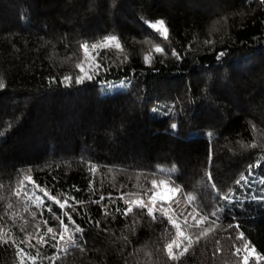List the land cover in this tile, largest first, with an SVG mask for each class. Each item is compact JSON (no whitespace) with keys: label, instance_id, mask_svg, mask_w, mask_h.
Listing matches in <instances>:
<instances>
[{"label":"trees","instance_id":"16d2710c","mask_svg":"<svg viewBox=\"0 0 264 264\" xmlns=\"http://www.w3.org/2000/svg\"><path fill=\"white\" fill-rule=\"evenodd\" d=\"M111 5L112 0H0V131L12 122L0 135V235L19 243L29 233L36 235L37 224L41 235L47 227L61 231L58 221L47 211L41 217L25 195L21 181L30 175L61 201L75 196L85 202L77 208L80 217L72 213L85 229V251L70 249L55 264H241L233 254L241 244L238 232L264 255V202L246 200L242 208H229L206 177L211 172L221 193H239L235 181L264 155V149L244 147L264 145V2L116 0L115 7ZM140 17L163 19L169 41L161 40ZM108 35L118 36L124 47L123 53L101 50L98 62L111 64V69L96 81L63 86V76L75 77V65L84 60L87 68L95 55L92 49L85 54L82 44ZM154 44L164 47L167 55L153 54L148 65L143 57ZM171 48L183 59L176 60ZM221 51L226 55L217 61ZM125 56L127 62L121 63ZM52 77L55 83H49ZM121 81L127 84L124 95L112 87ZM170 108L171 115L162 114ZM208 132L214 134L211 141ZM91 165L98 167L94 192L87 190L93 179ZM253 173L264 176V163ZM152 179L174 182L153 190L181 186L195 195L204 213L224 208L219 226L179 261L167 255L165 246L175 228L166 218L153 221L136 208L125 217L115 210L125 205L107 199L103 203L112 214L105 217L101 206L91 202L109 193L143 195L153 187ZM179 200V205H171L177 222L195 237L200 229L188 228L179 215L181 210L187 215L191 207L183 197ZM52 211L60 215L54 204ZM31 212H36L35 218ZM85 212L100 222L99 228L88 223ZM189 222L194 223L191 217ZM233 223L239 224L238 230H225ZM20 247L36 255V249ZM37 247V264H50L41 258L56 250ZM0 264H20L13 245L0 243ZM249 264L264 260L253 258Z\"/></svg>","mask_w":264,"mask_h":264},{"label":"snow or ice","instance_id":"6c2138e0","mask_svg":"<svg viewBox=\"0 0 264 264\" xmlns=\"http://www.w3.org/2000/svg\"><path fill=\"white\" fill-rule=\"evenodd\" d=\"M115 2L116 0H112L111 7H115ZM261 2H264V0H261ZM140 20L161 40L169 41V29L163 19L148 21L144 20L143 17H140ZM145 43H151V41H145ZM205 43L211 45L213 42L211 40H207L205 41ZM81 47L85 54L89 52V49H92L95 52V55L92 56L89 61H87V68L85 67L86 61L84 60L75 65V68L78 70V74L74 78V83L76 85H83L85 82L96 81L97 77H101L102 74L107 73L111 69V64L105 67L103 63L98 62L97 58L100 57L101 50H112L118 51L120 53L124 52V47L121 44L119 37L116 35H108L101 39L99 42L93 43L91 45L85 42ZM190 47L191 45H189V48ZM170 50L171 55L176 60L179 61L183 59L181 54L177 52L175 48H171ZM153 54H159L160 56L167 55L164 47H162L160 44H154L152 45L149 53L143 57L146 64L151 65ZM224 55H226L225 52H217V61H219V59ZM100 59L103 58L101 57ZM125 62H127V56H125L124 59L121 60V63ZM113 63H115V61H113ZM55 82V77H52L49 80V83ZM60 83L65 87H71L73 84V76H63ZM121 84L125 87L127 86L125 81H121ZM3 87L4 84L0 82V89H2ZM153 111H158V109H153ZM162 114L165 116L171 115V108L164 111ZM11 127L12 122L8 121L7 127L4 129V131L10 130ZM252 127L255 130V125H253ZM176 128L177 125L175 123H172L171 129L175 130ZM4 131H0V135H3ZM206 136L210 141L214 138V134L211 132L206 133ZM244 147L264 149V145H260L255 142L250 145H244ZM210 160L211 151L209 153V161ZM262 163H264V155H261L256 160L255 164L248 165L247 175H241L235 181V185L239 188V193H237L234 189H230L225 193H221L220 190L216 188L215 182L212 181L211 172H207L206 177L211 185V188L215 191L216 196L220 201H223L224 204L229 208L233 206L242 208L246 200H251L257 203L264 202V176H258L253 173V169H259ZM88 171L93 176V179L89 180L87 190L94 192L95 174L98 171V167L96 165H91ZM161 171L166 170L161 169ZM174 172V168L168 171L169 176H171V174ZM150 183L153 187L146 189L143 195L121 192L118 196L113 197L112 194L109 193L107 197L101 195L98 200H92L91 202L101 206V213L105 217L112 214L108 211V204L103 203L107 199L109 204L112 205H115L116 201L120 200L125 205V207L120 208L119 206H116L115 210L117 213H120L125 217L133 214L134 208H136L146 212V214L153 221L157 220L158 218H166L169 224L175 228V234L173 238L165 246L167 255L171 261H179L181 257L185 256V254L189 252L194 244L200 241L201 237L206 236L209 231H214L215 228L219 226L218 221L220 219V214L224 211V208L216 206L211 211L204 213L202 207L198 203L197 197L191 193H185L181 186L168 187L167 190L163 193L158 190H153L158 189L159 185L174 183L171 180H161L158 182L156 179H152ZM21 185L26 189L25 195L28 196V199L31 200L35 205L36 209L40 212L41 217H43L44 212L47 211L53 220L58 221L61 231L57 234L56 232H54L53 228L47 227V232L44 235H41L39 224H37L35 228V236L29 233L25 237V240L17 243V241L12 239L11 236H8V238L5 239L4 235H0V243L11 244L14 246L20 264H37V259L38 257H40V251L37 245L41 247L48 246L56 250L53 256L41 258L49 260L50 264H55L56 260L60 259L62 254H69L70 249H78L83 253L85 251L83 247L85 229L76 223V220L73 219L72 213H75L77 217H80L81 213L77 211V208L82 206L85 202L77 200L75 196H65L64 200L61 201L56 196L51 195L46 189L41 188L40 185L36 184L35 181L32 180V177L30 175H26L23 177ZM75 191H80V189L76 188ZM36 192H39L40 195H35ZM29 193H31V195H29ZM149 193L151 194L149 195ZM15 195L19 196L20 192H16ZM132 196H135L136 198L133 199L131 198ZM179 197H183L186 202V206L191 207V210L188 211L187 215H184V211L181 210L179 215L184 216L183 223L188 228L200 229L199 234L195 237H193L191 233L181 230L180 223H177V214L172 209L171 205H179ZM70 200L72 201V203H69ZM53 204L56 205L60 210L59 216H57L56 213L52 211ZM157 204H159V206H157ZM45 205L47 206L45 207ZM9 207H11V205H9ZM68 209H71V211H68ZM25 211H28V209L25 208ZM157 214H159V216ZM30 215L35 218L36 212H31ZM84 215L88 216L89 224H94L95 227L99 228V221H92L87 212H85ZM189 217H191L194 223L189 222ZM65 219H67V223H65ZM42 222L45 226H47L48 220L45 219L42 220ZM133 223L135 224V221H133ZM205 224H207L208 227H204ZM69 225H71V228L69 227ZM232 228L238 230L239 224H228L225 230ZM49 234L50 239H45V235ZM77 234H80L79 240L76 239ZM33 239L36 240L35 244L32 243ZM236 240L241 241V244L240 246L235 247V251L233 254L241 259V264H249L250 259L253 258L257 262L264 260V255L256 253L255 248L250 245L249 241L246 240L243 232L237 233ZM20 244H24L26 247L36 249V255L33 256L30 253L25 252L24 248L20 247Z\"/></svg>","mask_w":264,"mask_h":264},{"label":"rangeland","instance_id":"374dc122","mask_svg":"<svg viewBox=\"0 0 264 264\" xmlns=\"http://www.w3.org/2000/svg\"><path fill=\"white\" fill-rule=\"evenodd\" d=\"M149 39L152 41V42H155V37L154 36H149ZM74 78L75 77H73V84H74ZM61 81V80H60ZM112 87H113V90H115V89H118V90H120V91H122V95H124V93H125V86H123L122 84H121V82H114V84H112ZM167 189H164L163 191H161L162 193L163 192H165ZM157 206H159V204H157ZM178 221V220H177ZM178 223V222H177Z\"/></svg>","mask_w":264,"mask_h":264}]
</instances>
